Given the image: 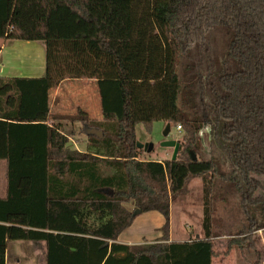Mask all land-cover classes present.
Segmentation results:
<instances>
[{
	"label": "trees",
	"instance_id": "obj_1",
	"mask_svg": "<svg viewBox=\"0 0 264 264\" xmlns=\"http://www.w3.org/2000/svg\"><path fill=\"white\" fill-rule=\"evenodd\" d=\"M1 37L42 41L46 73L0 77V137L41 128L31 131L41 132L36 142L0 140L7 168L0 264L15 240L43 241L45 264H213L214 205L225 182L228 192L240 191L247 213L229 246L257 252L264 231L257 192L264 177V0H0ZM77 78L97 81L100 121L81 108L50 114V91ZM63 121L103 136L87 134L81 151ZM157 121L181 126L174 160L145 159L137 146L136 125L150 130ZM205 124L219 155L194 159ZM194 177L203 181L204 236L169 241L171 203ZM137 210L163 216L161 237L118 242Z\"/></svg>",
	"mask_w": 264,
	"mask_h": 264
},
{
	"label": "rangeland",
	"instance_id": "obj_2",
	"mask_svg": "<svg viewBox=\"0 0 264 264\" xmlns=\"http://www.w3.org/2000/svg\"><path fill=\"white\" fill-rule=\"evenodd\" d=\"M182 71L179 70V74L182 77ZM93 86L89 87L90 95L84 99L85 107L91 109L93 116L98 115L96 109L93 106V92L98 90H92ZM92 102V105H91ZM80 104V103H79ZM82 123L81 121H77ZM166 124L163 121L155 122L150 130H148L143 123L136 125V136L137 141L141 143H150L152 147L148 151L144 150L143 157L148 160H169L172 159L174 149L171 146H164L162 142L166 139H181L183 131H178L175 126L171 127L170 133L165 136L164 131ZM84 139H88L86 134L80 135ZM212 134L209 124H205L199 131V145L197 147L196 156L203 160H210L213 156H218L217 150L212 143ZM71 145V144H70ZM73 146V145H71ZM215 157V158H216ZM219 158V157H218ZM3 162V161H1ZM221 171H228V165L222 163ZM2 169V167H1ZM263 188L259 189L258 195L264 196V177H261ZM225 182L223 189L216 199L215 210L213 213V226L212 229L217 235L215 238V246L217 255L215 257V264H264V231L261 230L257 233L258 244L257 252L253 250H240L235 247L229 246L230 238L236 234L245 222V216L247 213L244 212L242 207L241 193L228 192L225 189L228 185ZM237 195V197H236ZM133 209L132 205H128ZM254 209V208H253ZM204 215V202H203V181L201 177H194L188 184L187 191L173 200L171 203L170 210V232L173 239L181 238H202L204 236V230L202 226V220ZM164 222L163 216L156 212H139L136 214L133 225L126 230L123 238L137 240L140 243L144 241L151 242L158 240L161 237L162 231L160 230ZM127 235V236H125ZM31 241L15 240L12 241L10 247V264H17L15 254L17 253V246L19 244H30ZM45 248L43 241L36 242ZM143 243V242H142ZM14 247V249H13ZM32 249V248H31ZM33 250V249H32ZM37 253V249H35ZM43 255H34L29 253L26 249H21L19 256L21 262L19 264H44V253Z\"/></svg>",
	"mask_w": 264,
	"mask_h": 264
},
{
	"label": "crops",
	"instance_id": "obj_3",
	"mask_svg": "<svg viewBox=\"0 0 264 264\" xmlns=\"http://www.w3.org/2000/svg\"><path fill=\"white\" fill-rule=\"evenodd\" d=\"M46 73V48L42 41H31V40H20V39H10L6 37L0 38V77L1 78H40ZM93 86L92 90H95L97 81L91 78H77V79H65L63 80L55 89H52L49 93L50 96V114H75L79 108L83 109L91 119L100 121L102 119L101 113V101L99 90L93 92V106L96 109L98 115L93 116L91 113L90 106L85 107L84 99L90 95L89 87ZM80 103V104H79ZM92 105V102H91ZM6 108H4L5 110ZM34 112H36V107H34ZM49 125L52 123L58 124L59 120L53 121L50 119L47 122ZM65 128V134L70 138V144L73 147L83 151L87 148L88 139L82 138L80 135L83 133L87 135V128L83 127V123H78L77 121H63L61 122ZM167 124V123H165ZM11 135H5L0 137L2 141L16 142V143H27L36 142L37 139L41 138L40 133H31V131L38 130L41 128L28 127L27 129H17ZM26 130V131H25ZM88 137V135H87ZM161 160V159H158ZM3 161V162H1ZM162 161V160H161ZM2 167V169H1ZM7 168L5 159H0V197H5L6 187H7ZM126 230L120 235L118 242L123 244H139L137 240H132L123 238ZM127 236V235H125ZM160 238V237H158ZM189 238L173 239L170 232L169 241H187ZM30 244H19L17 246V253L15 254V259L17 264L21 262L19 256L21 249H26L29 253L34 255H43L44 259L46 254V249L36 242L31 241ZM142 242H145L144 240ZM141 242V243H142ZM148 242H151L149 240ZM12 241L7 242L5 261L6 264H10V247ZM33 250H32V249ZM14 249V247H13ZM37 249V253L35 252ZM45 264V260H44ZM215 264V258L213 260Z\"/></svg>",
	"mask_w": 264,
	"mask_h": 264
},
{
	"label": "water",
	"instance_id": "obj_4",
	"mask_svg": "<svg viewBox=\"0 0 264 264\" xmlns=\"http://www.w3.org/2000/svg\"><path fill=\"white\" fill-rule=\"evenodd\" d=\"M171 131V123H167L166 124V128H165V131H164V135L167 136ZM87 134H94V135H97L99 137H102L103 136V132L99 129H96V128H90V129H87ZM162 145L164 146H171L173 147L174 149V153H173V157L172 159L174 160L176 157H177V153H178V150H179V147H180V141L179 140H176V139H166L162 142ZM137 146L145 151H148L150 147H152V144L150 143H141L139 141H137ZM193 158L196 159V155L193 153ZM137 213L140 212V210H137L136 211Z\"/></svg>",
	"mask_w": 264,
	"mask_h": 264
},
{
	"label": "built area",
	"instance_id": "obj_5",
	"mask_svg": "<svg viewBox=\"0 0 264 264\" xmlns=\"http://www.w3.org/2000/svg\"><path fill=\"white\" fill-rule=\"evenodd\" d=\"M177 130L180 132L181 131V126H177Z\"/></svg>",
	"mask_w": 264,
	"mask_h": 264
}]
</instances>
